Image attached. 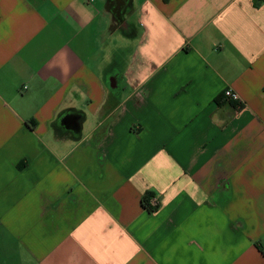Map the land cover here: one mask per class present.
Wrapping results in <instances>:
<instances>
[{
	"label": "crops",
	"instance_id": "crops-1",
	"mask_svg": "<svg viewBox=\"0 0 264 264\" xmlns=\"http://www.w3.org/2000/svg\"><path fill=\"white\" fill-rule=\"evenodd\" d=\"M0 264H264V0H0Z\"/></svg>",
	"mask_w": 264,
	"mask_h": 264
},
{
	"label": "built area",
	"instance_id": "built-area-1",
	"mask_svg": "<svg viewBox=\"0 0 264 264\" xmlns=\"http://www.w3.org/2000/svg\"><path fill=\"white\" fill-rule=\"evenodd\" d=\"M224 98L229 101V102H233L234 104H236L237 107H242V100L241 98L238 96L237 93L233 92L230 88H227L224 93H223ZM150 206L154 207L156 206V202L153 198L150 199Z\"/></svg>",
	"mask_w": 264,
	"mask_h": 264
},
{
	"label": "trees",
	"instance_id": "trees-1",
	"mask_svg": "<svg viewBox=\"0 0 264 264\" xmlns=\"http://www.w3.org/2000/svg\"><path fill=\"white\" fill-rule=\"evenodd\" d=\"M150 194H146L142 200H141V204L142 206L148 211V212H153V209L149 206V202L148 200L150 199Z\"/></svg>",
	"mask_w": 264,
	"mask_h": 264
}]
</instances>
